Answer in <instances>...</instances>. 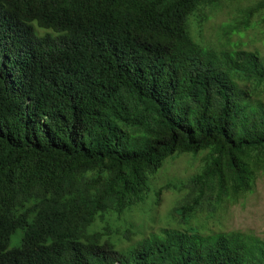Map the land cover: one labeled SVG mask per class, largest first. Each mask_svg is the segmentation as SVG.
Here are the masks:
<instances>
[{
    "label": "trees",
    "instance_id": "1",
    "mask_svg": "<svg viewBox=\"0 0 264 264\" xmlns=\"http://www.w3.org/2000/svg\"><path fill=\"white\" fill-rule=\"evenodd\" d=\"M239 1L0 0V264H264L241 231L111 238L170 159L206 153L157 192L188 190L186 225L264 174V55L191 31ZM237 11L228 39L264 23V0Z\"/></svg>",
    "mask_w": 264,
    "mask_h": 264
},
{
    "label": "rangeland",
    "instance_id": "2",
    "mask_svg": "<svg viewBox=\"0 0 264 264\" xmlns=\"http://www.w3.org/2000/svg\"><path fill=\"white\" fill-rule=\"evenodd\" d=\"M260 0H240L231 5H223L220 9L210 13L209 20L202 27L196 18L191 19V31L195 39L203 45L226 48L227 41L240 42V48L247 50H259L264 55V23L248 31L243 37L232 36L228 39L226 26L238 15V9L248 7ZM208 13V11H206ZM257 17L254 21H260ZM206 153L196 156L183 154L168 160L164 166L149 178L150 190L143 203L138 204L122 219H115L112 224V240L117 241L124 237V232L132 229L133 243L149 237L154 233H160L165 228L186 229L190 226L197 227L206 234L241 231L264 240V174L257 178L254 190L240 197L233 205L219 207L214 215L211 207H205L199 212L197 218L190 225L184 223L183 217L173 212V209L184 199L188 190L182 192L175 188L165 189L158 202L157 192L166 185H178L187 182L189 178L199 173L203 167V158ZM20 233L11 238L10 248L20 244ZM127 242L124 243V246Z\"/></svg>",
    "mask_w": 264,
    "mask_h": 264
}]
</instances>
